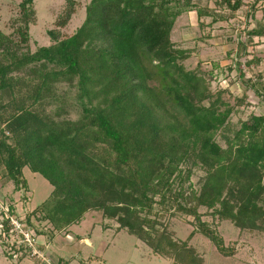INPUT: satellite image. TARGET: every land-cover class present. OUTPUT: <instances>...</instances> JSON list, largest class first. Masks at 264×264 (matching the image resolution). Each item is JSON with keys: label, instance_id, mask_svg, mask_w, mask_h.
<instances>
[{"label": "trees", "instance_id": "obj_1", "mask_svg": "<svg viewBox=\"0 0 264 264\" xmlns=\"http://www.w3.org/2000/svg\"><path fill=\"white\" fill-rule=\"evenodd\" d=\"M200 1L90 0L73 34L61 37L49 30L52 43L34 52L14 49L16 43L0 31L2 177L27 186L23 169L29 167L49 181V196L32 212L50 223L46 234L78 224L89 211H101L165 256L166 236L156 228L163 215L157 203L193 216L190 237L204 235L224 256L236 251L202 220L199 207L241 230L264 231V115L242 122L234 137L223 134V147L216 134L231 131L233 108L220 95L212 99L200 70L183 63L189 50L171 38L183 13L195 11L204 26L205 17L212 18L210 23L232 18L244 0H215L221 10ZM19 6L14 26L27 46L30 25L36 23L34 0ZM73 12L59 25L65 26ZM247 34L248 41L264 36L263 21ZM247 43L237 41L239 57L247 54ZM24 67H29L26 76L14 75ZM240 75L246 76L241 70ZM62 82H76L78 119L48 111L55 102L63 110L66 96L57 87ZM241 85L244 97L247 89L257 95L264 91V84L251 78ZM196 167L205 172L199 190L184 186ZM168 241L176 250L173 264H199L193 250L187 257L178 254L185 243Z\"/></svg>", "mask_w": 264, "mask_h": 264}, {"label": "rangeland", "instance_id": "obj_2", "mask_svg": "<svg viewBox=\"0 0 264 264\" xmlns=\"http://www.w3.org/2000/svg\"><path fill=\"white\" fill-rule=\"evenodd\" d=\"M21 1L0 0V31L16 43L14 49L16 48L20 52L28 50L34 52L39 46H48L52 43L48 34L49 30H58L61 37L73 34L83 23L86 6L90 0H34L36 23L30 25V40L27 46L20 42V37L16 31L17 26H14V19L20 15L21 9L19 3ZM200 3L201 5L216 7L218 10H221L215 0H201ZM72 8L74 12L72 13L71 19L65 26H60V20L65 18L68 11ZM203 20L204 26H201L195 11L183 13L175 22L171 38L177 47L189 50V57L183 63L187 69L200 70L203 78L209 83L213 93L212 99L214 100L220 95L222 101L227 102L233 108V112L228 120L231 131L224 132L220 130L216 134L217 141L223 147H226L227 143L223 138V134L234 137L235 131L241 127L242 122L251 120V116L253 115H264V91L260 95H257L252 89H247L246 97H244V89L241 85V82L247 78H251L254 82L264 84V36H256L251 41H248L249 36L247 34V30H251L256 25V21L261 20L264 23V0H244L243 7L237 11L235 16L227 20L213 23H210L212 21L211 17H205ZM238 40H247L248 42L247 54L242 57H239L236 52ZM17 44L19 45L17 46ZM254 58H259V62ZM247 60L253 61L251 65L246 64ZM238 61L239 64L236 66L235 63ZM28 69L29 67H24L19 70H14L13 73L18 76H26ZM240 70L246 74L243 79L240 77ZM154 83L158 84L157 81ZM75 85L76 82L74 86L68 82H62L57 85L59 94L66 96L64 99L65 103H61L62 111L56 107L59 102L53 103L48 107L49 113L57 114L61 112V118L63 119L75 120L80 117L81 108L75 98ZM3 172V166H0V184L4 182L3 186L0 187V206L2 204L3 207H8L13 214H17L18 208L21 209L20 207H22V218L26 213L27 207L33 208L42 203L52 190V185L49 181L40 173L31 171L29 167L23 169L27 186L17 187L13 180L2 177ZM192 172L190 180L185 182L184 186L188 188L192 184L195 190H199L205 177V172L198 167L193 168ZM6 198H19L22 204L20 203L18 205L16 202H10ZM155 208L163 214L161 215L162 217H158L156 228L159 230V233L164 232L165 234H163L166 236V239L163 238L162 242L166 247V255L164 256L167 257L166 259L155 256L150 246L144 241L139 240L136 236L129 235L124 230L117 238V246L115 247L110 241L107 245L109 247L107 248L106 246L107 250L102 253L103 256H97V254L104 244L100 245V243L95 242L93 248L84 251L88 253V256H93L95 261H99V264H105V261L101 257L106 258V264H161L159 260L163 261V259V264H173L176 250L175 248H170V244H168V240L171 239L172 244H186L187 248L180 250L178 253L181 257H187L188 250H193V254L198 259L199 264H264V231L241 230L230 220L219 219L217 216L214 217L211 210L203 206L199 207L202 220L209 222L213 227L217 228L221 236H223L226 245L234 248L236 251L232 256H224L204 235L196 233L190 237L195 226L193 216L177 213L174 209H169L168 205L165 207V205H159L157 203L155 204ZM0 210H2L1 207ZM90 212L92 214L87 217L90 225L88 229L82 230L83 235L87 237L92 231L95 232L97 228L100 229V224H105L101 218V211H96L97 213H93L94 211ZM89 213L87 212L86 214ZM149 216L152 219L154 218L153 215ZM36 217L37 220L33 222L38 226V231L50 233V223L47 220H39L40 213ZM24 220L28 223L26 218ZM108 222L110 226H117L116 228H119L117 220L110 219ZM66 237L69 240L70 235L68 234ZM37 239L39 245L42 244L44 247L49 245L44 236H40L39 234ZM47 247L49 250L56 248L54 245ZM77 249H79L78 245L73 246L71 249L68 248L65 251L71 252L75 258L74 255ZM48 254L50 255V253ZM63 254L66 253L64 252ZM50 256L53 257L52 255ZM167 259L169 263H167ZM33 261L36 262L35 260ZM177 262L180 261L177 260ZM0 264L31 263L29 261L17 263L0 253Z\"/></svg>", "mask_w": 264, "mask_h": 264}, {"label": "crops", "instance_id": "obj_3", "mask_svg": "<svg viewBox=\"0 0 264 264\" xmlns=\"http://www.w3.org/2000/svg\"><path fill=\"white\" fill-rule=\"evenodd\" d=\"M3 183L2 182L0 184V187L3 186ZM49 196V195H48ZM47 196V197H48ZM6 199H9L10 202H13V203H17L18 205L21 203L19 201V198H6ZM47 198H45L42 203L46 200ZM22 204V203H21ZM41 204V203H40ZM40 204H38L37 206H39ZM33 207V208H28L26 209V213L25 215L23 216V218L27 219L29 218L30 216V223L35 225V228H37L38 226L33 222L34 220H37V217L36 216H33V211L35 210V208L37 207ZM18 208V207H17ZM21 209L18 208V213L15 214L16 217L18 218H22L21 215H23V210H22V207H20ZM26 208V207H25ZM19 210H22V211H19ZM89 213V212H88ZM93 213H97L96 211H94ZM99 213V212H98ZM92 213L90 212L89 214H86L84 216V218L86 219H82L78 224L79 225H76V224H73L71 226H69L68 228L64 229V232H59V233H54L53 236H50L48 234H46V232L42 233L40 231V236H44L46 238V242L49 243V246L50 245H54L56 246V248H53V249H50L46 246L44 247V245L42 246L39 245V247L46 252L50 253V255H52L54 257V260L56 262V264H99V261H95L93 256L90 257L88 256V253H86L84 250H89L90 248H93L95 242L96 243H100L101 244H104L102 249L98 252L97 256H101L102 253L107 250V248L109 246H107L109 244V242L111 241L115 247L117 246L116 245V241H117V238L120 236L121 232L124 230L126 233H128L127 230L125 229H119V228H116V227H112L110 226V224H108L109 220L110 219H107V218H104L103 215L101 214V218H102V221L105 222V224H100L99 227H101L100 229H96L95 232L92 231V233L88 234V237L87 236H84L83 235V231L88 229L89 225H90V221L87 220V217L88 215H91ZM82 226V228H81ZM93 226V225H92ZM103 226V227H102ZM77 229V231H75ZM83 230V231H82ZM46 234V235H45ZM62 234V235H61ZM70 235L69 237V240L68 238L66 237L67 235ZM129 234V233H128ZM48 235V236H47ZM131 235V234H129ZM140 240V239H139ZM79 246V249H77L76 253H75V258L77 257V259H75L72 255L71 252H66L65 250L68 249V248H72L73 246ZM107 246V248H106ZM138 246V245H136ZM45 248V249H44ZM104 248V249H103ZM66 253V254H63V253ZM0 253L1 254H4V251L2 249V247H0ZM153 253V252H151ZM155 256L157 257H162V258H167V257H164V256H160L158 254H155L153 253ZM7 256V255H6ZM103 256V255H102ZM8 257V256H7ZM10 258V257H9ZM84 258H86V260H84ZM104 261H105V264L107 263V260L106 258L104 257H101ZM11 259V258H10ZM13 260V259H12ZM17 263L19 262H23V261H29L31 264H38L37 262H34L33 260H31L30 258H22V259H19V260H13ZM159 262L161 264L164 263V259L163 261L162 260H159ZM167 263H169V260L167 259ZM171 263V262H170ZM172 264V263H171Z\"/></svg>", "mask_w": 264, "mask_h": 264}, {"label": "built area", "instance_id": "obj_4", "mask_svg": "<svg viewBox=\"0 0 264 264\" xmlns=\"http://www.w3.org/2000/svg\"><path fill=\"white\" fill-rule=\"evenodd\" d=\"M0 207V246L4 253L13 260L30 258L40 264H56L53 257L39 247L38 228L16 217L8 207L2 204Z\"/></svg>", "mask_w": 264, "mask_h": 264}]
</instances>
